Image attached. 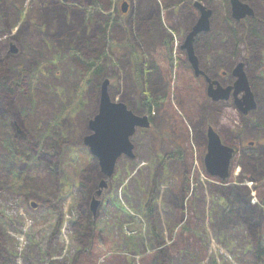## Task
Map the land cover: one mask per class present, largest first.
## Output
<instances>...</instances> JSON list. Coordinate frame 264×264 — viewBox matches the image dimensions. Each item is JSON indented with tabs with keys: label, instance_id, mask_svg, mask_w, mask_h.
Masks as SVG:
<instances>
[{
	"label": "rangeland",
	"instance_id": "374dc122",
	"mask_svg": "<svg viewBox=\"0 0 264 264\" xmlns=\"http://www.w3.org/2000/svg\"><path fill=\"white\" fill-rule=\"evenodd\" d=\"M96 1L102 6L89 0H0V72L14 87L10 102L0 93L2 264H86L94 240L105 252L98 264L109 255L123 264H264V174L247 161L264 149V0H242L254 15L240 20L231 0ZM195 1L214 12L212 31L195 44L202 64L205 54L212 58L224 49L234 63L251 58L247 70L260 83L259 106L244 118L233 103L213 108L202 88L174 79L170 105H155L153 125L133 135L135 157L121 156L107 177L85 142L102 84L109 79L111 98L144 114L142 91H150L152 79L168 86V72L178 76L179 67L190 63L181 45L200 15ZM90 7L96 12L86 22ZM149 12L160 14L156 46L138 25ZM102 15H113L114 23L99 44ZM161 36L172 39L170 53L155 78L143 77L142 89L127 44L134 41L146 52L143 63L156 66ZM76 49L86 59L104 55L101 70L78 63ZM210 125L230 146L241 145L225 179L212 177L206 167ZM104 177L108 186L95 214L91 201ZM247 203L256 207L254 217ZM87 223L98 237L85 239Z\"/></svg>",
	"mask_w": 264,
	"mask_h": 264
},
{
	"label": "water",
	"instance_id": "95a60500",
	"mask_svg": "<svg viewBox=\"0 0 264 264\" xmlns=\"http://www.w3.org/2000/svg\"><path fill=\"white\" fill-rule=\"evenodd\" d=\"M233 16L236 19H243L254 14L253 7L242 0H231ZM195 5L200 10V15L193 25L191 31L186 35L182 48L188 53L190 61L195 67H198V57L195 52L196 36L208 31L211 25L212 9L204 6L199 1ZM123 12H127L128 3L124 2ZM16 51V48L12 46ZM238 79L235 82V93L238 94L244 90L245 94L236 97L237 104L245 112L256 108V101L253 92L250 90L244 63L240 62L236 67ZM110 80L106 79L102 84L99 112L90 120L92 132L85 137L86 144L91 152L99 158L102 172L107 176H112L116 165L121 156L126 155L135 157V145L131 137L138 128H149L151 126L148 115H139L129 109L126 103L115 101L109 93ZM232 86H218L214 90L213 84L210 85V94L213 100L228 98ZM208 152L205 163L208 172L213 176H220L225 179L230 174L231 161L234 157V149L227 145L220 134L210 126L207 132ZM108 186V180L105 177L99 183V189L91 201V209L96 214L101 205L100 197ZM35 206L36 203L33 202Z\"/></svg>",
	"mask_w": 264,
	"mask_h": 264
},
{
	"label": "trees",
	"instance_id": "16d2710c",
	"mask_svg": "<svg viewBox=\"0 0 264 264\" xmlns=\"http://www.w3.org/2000/svg\"><path fill=\"white\" fill-rule=\"evenodd\" d=\"M110 0H103V2H106V3H109ZM91 6H99L101 7V3L97 2L96 0H89ZM98 7V8H99ZM59 16L60 17H63V13H65L64 11V8L63 7H60L59 8ZM100 11V10H98ZM72 14H75L74 12L70 11ZM94 11L93 8H89L86 10L85 12V20L86 22L93 18L94 16ZM160 15V14H159ZM159 15L157 12H149L148 14H143V15H140L139 16V21H138V25L141 24L142 26V35L145 37V38H149L148 39V44L151 46L152 45H155L153 44L155 41H154V38L156 36V34L160 33V26H159ZM113 15L111 16V19L108 18V16H104L102 15L101 16V22L100 24L98 25L97 27V33L99 32V38H98V43L101 44L100 40L102 38V35H103V32H105V28L106 26L108 28L111 27L112 23L113 22V19H112ZM158 26V27H157ZM67 27V26H65ZM83 31H84V28H83ZM81 31V33L83 32ZM212 31V29L210 30V32ZM71 33V32H70ZM209 33V32H207ZM72 34H74V36L76 35V32H73ZM206 35V34H204ZM162 39H163V44H162V47H158V56L157 58L155 59L154 64L155 63H158L159 65L156 64V66L152 65V66H148V64H144L143 61L144 58H145V51H141L138 46L136 45V43L134 41H130L128 45V47L130 48V57H131V61H132V65L134 67V72H135V80L136 82L142 87V89H144V80H143V77L145 78H148L149 76H154L155 78V73H157V70L161 69L162 67V62H164L168 57L169 53H170V45H171V41L168 40L166 37H163L161 36ZM170 39V38H169ZM92 41V40H91ZM239 44V43H238ZM156 46V45H155ZM237 49V46L234 48V52L237 53L236 51ZM98 51L100 52V47H98ZM96 52V50H95ZM78 59V63L80 64H85L86 66H88L90 69L89 71L90 72H98L101 70V65H102V61H103V57L104 55H99L97 57H89V58H84L81 54V52L79 50H75V52ZM163 54V55H162ZM144 56V57H143ZM169 63V62H168ZM170 70V69H169ZM152 72V73H151ZM161 72V71H160ZM154 74V75H153ZM161 73H158V78H161ZM167 78L169 80L168 82V86H162V84H159L157 82H154V80L152 79V87L150 89V91L146 92L145 90L142 91V103L144 105V108H145V112L144 113H148V114H151L152 110H153V107L156 105L158 107H160V105H163L165 104L166 102L170 105L171 103V93H172V90H173V83L172 81L174 80L173 78V74L171 72H168L167 74ZM160 80V79H159ZM88 81V79H84L82 82H86ZM81 82V83H82ZM80 83V85H81ZM80 85H79V88H80ZM182 87H185L184 85H181ZM2 90H5V94ZM14 90V87L12 85V82L10 80V76L4 71L3 73L0 72V93H2V95H4L3 97H5L8 102H10V93H12V91ZM180 91H182V88L180 87ZM180 91H177V95L180 93ZM185 94V91H183L181 93V96H184ZM178 102L180 103V100L178 98ZM245 133H247V128L245 129ZM263 133H264V130H263ZM241 136L242 139H245L243 137V135H239ZM233 138V137H232ZM233 146L234 148H236V151L234 152V158H236V155L238 154V151H239V148H241V145L238 144H233L231 145ZM263 147H261L260 149H262ZM251 149H248L247 151H250ZM256 153V154H255ZM255 154V155H254ZM254 154H252L251 158H248L247 161H249L250 159V162L252 164V166H254L258 171H260V173H263L264 174V149L263 150H260L259 152H254ZM243 154L240 155L241 159H242V156ZM233 158V160H234ZM243 162H238L237 165H242ZM233 166H236L234 163H233ZM255 171V170H254ZM248 202V201H247ZM247 207L249 208L248 211H252V215L254 217V215H256V207H254L253 205H251L250 203H247ZM252 217V218H253ZM250 222L252 224H254V227L256 228L258 226L257 224V221L255 218L253 219H250ZM89 225V228L88 230L85 232V239H88L90 236H93L94 233H95V236L94 237H98L99 233L95 231L94 227L87 223ZM257 224V225H256ZM91 225V227H90ZM137 235H134L132 234L131 235V238H135ZM103 241H105L104 243L107 244V240H104L102 239ZM87 243H88V240H87ZM103 251V252H102ZM104 250L103 248L98 245V241L94 240L93 242V245H92V249L90 251V254L87 255V258L85 257L86 259V264H98V261L100 259L101 256H104ZM113 256H107L105 261L101 264H123L120 259L117 260L115 258H112ZM1 255H0V264H2L1 262Z\"/></svg>",
	"mask_w": 264,
	"mask_h": 264
},
{
	"label": "flooded vegetation",
	"instance_id": "af4514ba",
	"mask_svg": "<svg viewBox=\"0 0 264 264\" xmlns=\"http://www.w3.org/2000/svg\"><path fill=\"white\" fill-rule=\"evenodd\" d=\"M196 6V5H195ZM214 15V12H213ZM204 34L207 33H201L196 37V43L199 41V37L203 36ZM198 45V44H197ZM187 59L188 55L187 52L184 50ZM198 67H195L192 62L190 63H185L182 64L179 67L178 70V76L174 75L173 79H175L178 83L181 85L186 86H196L198 89L202 88L203 89V96H208L211 101L214 103L213 108L218 107L222 105H216L218 103H223V102H231L233 103L234 107L238 109V111L243 115L244 118L248 117L254 110H256L259 106V99L258 96H261L260 88H259V81L257 79H252L248 73L247 67L251 65L252 59L251 58H245L244 61V71L247 76L248 80V85L250 87V90L253 92L255 96V101H256V108L253 110H250L248 112H245L241 109V107L237 104L236 97H241L245 94L244 90L241 91L240 93L236 94L235 93V82L237 80V75H236V66L238 63H234L232 61L236 60L233 57V53L224 49L223 51L215 53L214 57L209 58L207 54L204 55L205 62L206 64H202V58L201 55H198ZM203 57V56H202ZM229 58L230 62H229ZM216 64L215 67H213ZM213 84L214 90L218 88V86H223V87H229L232 86V89L229 92L228 98L220 99V100H213L211 98V92H210V85ZM201 92V91H200ZM179 106L182 107L181 103H179ZM183 108V107H182ZM181 111L179 110V113ZM218 112V111H216ZM152 123H153V116H151ZM216 129V128H215ZM253 143V142H252ZM233 164V161L232 163Z\"/></svg>",
	"mask_w": 264,
	"mask_h": 264
},
{
	"label": "bare ground",
	"instance_id": "6f19581e",
	"mask_svg": "<svg viewBox=\"0 0 264 264\" xmlns=\"http://www.w3.org/2000/svg\"><path fill=\"white\" fill-rule=\"evenodd\" d=\"M210 30L211 29H209L208 31H206L205 33H207V32H210ZM232 148L234 149V152L236 151V148H234L233 146H232ZM137 234V233H136Z\"/></svg>",
	"mask_w": 264,
	"mask_h": 264
}]
</instances>
